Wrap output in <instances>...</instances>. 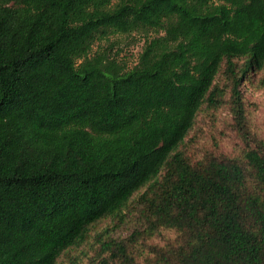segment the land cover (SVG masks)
Here are the masks:
<instances>
[{
	"label": "trees",
	"instance_id": "obj_1",
	"mask_svg": "<svg viewBox=\"0 0 264 264\" xmlns=\"http://www.w3.org/2000/svg\"><path fill=\"white\" fill-rule=\"evenodd\" d=\"M257 74L264 0H0V264H264ZM223 105L241 142L190 151Z\"/></svg>",
	"mask_w": 264,
	"mask_h": 264
},
{
	"label": "rangeland",
	"instance_id": "obj_2",
	"mask_svg": "<svg viewBox=\"0 0 264 264\" xmlns=\"http://www.w3.org/2000/svg\"><path fill=\"white\" fill-rule=\"evenodd\" d=\"M153 34H151L152 36ZM144 37L137 33H113L107 38L96 41L92 47V54L96 50L104 51L110 57L115 58L119 63L131 68L136 64L138 55L142 50ZM257 74L252 82L245 80L242 90L247 102L251 103L248 108L252 112L251 119L254 128L259 134H264V86H259L256 82ZM254 78V77H253ZM221 82V76L219 78ZM232 119L228 112L227 105H223L216 110L203 109L198 112L194 128L190 131L187 138H194L195 142L190 143L189 150L194 152L216 151L222 153H231L236 143L241 141L232 128ZM106 225V222L98 224L97 232ZM134 226V220L129 224L123 225L117 233L125 235L129 227ZM170 234L163 233L154 238V242L163 243L164 239ZM88 244V243H87ZM86 245V244H85ZM82 248V247H81ZM80 249V248H79ZM78 249V250H79ZM77 250L73 251L76 253ZM57 264H68V257H61Z\"/></svg>",
	"mask_w": 264,
	"mask_h": 264
}]
</instances>
